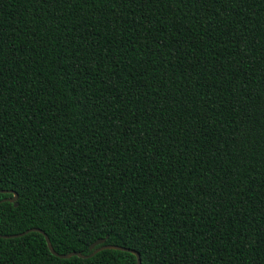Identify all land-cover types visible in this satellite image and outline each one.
<instances>
[{
    "label": "trees",
    "instance_id": "trees-1",
    "mask_svg": "<svg viewBox=\"0 0 264 264\" xmlns=\"http://www.w3.org/2000/svg\"><path fill=\"white\" fill-rule=\"evenodd\" d=\"M32 227L264 264V0H0V234ZM0 264L136 255L29 231Z\"/></svg>",
    "mask_w": 264,
    "mask_h": 264
},
{
    "label": "water",
    "instance_id": "water-1",
    "mask_svg": "<svg viewBox=\"0 0 264 264\" xmlns=\"http://www.w3.org/2000/svg\"><path fill=\"white\" fill-rule=\"evenodd\" d=\"M1 192H10L12 193V196L11 197H6L2 200L4 201H11V202H14V205H17V193L13 190H1ZM29 231H38L40 232L44 238H45V241H46V244L50 250V252L58 257H61V258H68L72 255H77L79 257H90L92 256L94 253L102 250V249H106V248H112V249H118V250H125V251H129L133 254L136 255V264H140V256H139V253L130 249V248H127V247H124V246H119V245H115V244H103L105 239L106 238H99L97 239L96 241H94L91 245H90V249H93L95 245L97 244H101L100 246L96 247L93 249L92 252H90L89 254L87 255H83L81 254L80 252H76V251H71V252H67V253H58L56 252L53 248H52V245L50 243V239L48 237V235L43 231L41 230L40 228H36V227H32V228H28L22 232H18V233H13V234H0V237H3V238H9V237H17V236H21V235H24L25 233L29 232Z\"/></svg>",
    "mask_w": 264,
    "mask_h": 264
}]
</instances>
